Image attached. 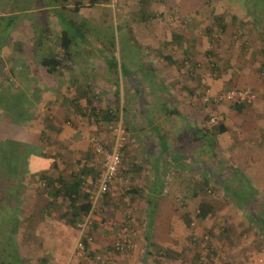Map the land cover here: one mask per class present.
Here are the masks:
<instances>
[{"label":"crops","instance_id":"0c3cea01","mask_svg":"<svg viewBox=\"0 0 264 264\" xmlns=\"http://www.w3.org/2000/svg\"><path fill=\"white\" fill-rule=\"evenodd\" d=\"M165 1L166 6L160 7V10H165L169 14L176 12V16L190 18L189 29H181L182 27L177 29L179 32L183 31L181 40H177L178 37H173V34L170 33L169 38L163 37L166 41L168 40V44H165L164 41L159 42L155 31L148 33L150 26L141 25L137 28L138 23L144 24L150 19L145 16L142 20H135L130 28L124 27V31L129 37H133V42L137 45L134 51L126 53L124 59L121 55L125 62V68L121 63L118 65L117 62L110 61L108 53H104L97 46L81 44L77 48L75 42L71 47L73 57L68 67L48 73L41 66L37 69L36 80L33 78L34 76H29L28 79L27 87L29 88L31 85L35 87V95L31 94L30 96H34L39 101L37 103L41 106L45 105L53 112L48 116L50 120L48 125L37 127L38 135L34 141L28 134H22L18 140L42 147L44 159L49 160L43 169L51 176L61 175L65 179H71L76 173L84 170L87 171L86 174L80 175L83 185L91 183L92 187L102 173L99 156L95 157L87 142L82 140L80 142L77 139L80 127L69 129L66 139L65 137L61 139L62 135L57 137V134L60 133V126L67 129L66 125H60L63 118L71 117L76 122L82 116L92 117L85 112L89 108L86 99L92 97L88 91L98 92L95 95L97 100L93 99L91 106L99 110H105L111 106L116 110L118 118L121 119L124 129L122 175H129L130 184H143L146 186V190L137 194L133 192L126 194L123 192L124 184L118 180L119 185L111 188L101 200V206L107 219L104 221L97 216L99 212H93L92 233L95 231V235L98 234L100 237L109 239L106 235L108 236L111 233L110 230L117 228V225H121L125 219L122 209L125 207L127 199L133 201L140 199L141 202L144 199L147 203V207L144 206V209L147 208L149 221L144 225L145 233L143 239H140L139 245L133 247L131 253L119 256L120 258L111 257L106 264H142V262L147 264L145 259L148 258V254L150 255L152 247L157 250L151 255L152 261L163 256L169 259L171 254L178 258L177 255L185 248L183 240L187 234L181 227L176 229L172 224L173 220L178 217L173 218L172 216L176 205L171 190L166 187L173 185V182L180 184L182 178L187 180L186 176L192 170L198 171L199 177L207 179L208 183L218 179L216 176L210 175L209 171L212 169L207 163L210 160L216 162L220 152L226 157L230 154L234 155L235 160L240 161L238 169L245 171V174L253 179L254 185L261 186V189L264 188V17L257 13L258 11L263 14L264 5L257 7L256 1V3H251L250 6H257L255 9L250 8V15L258 17L248 15V18H243L237 15L227 17V19L226 17L221 19L215 17L212 21V26L214 24L219 28L220 38L211 52L212 73L207 75V81L212 85V89L227 88V85L235 83L238 84V87L249 86L258 94V99L252 106L237 111L229 103L210 106L211 109H209L204 104H200L198 100L191 99V97H195L197 82L195 79L183 80L178 71L180 70L178 64L184 58L197 61L202 56V48H199L196 43L194 44L196 38L193 33L197 31L192 29L200 23L197 15L200 4L198 5L197 1L193 0ZM96 5L98 6L95 4L89 8ZM70 6L72 5L68 4V7ZM59 8V5L41 6L37 10L43 11L46 17L52 15L55 17V25H61ZM139 9L134 11L138 12ZM219 15L222 14L217 16ZM41 22L45 26L46 19H42ZM48 22H50L49 19ZM52 22H50L51 27ZM69 22H74V19L69 18ZM175 26L178 25L175 24ZM13 29L15 28L13 27ZM145 30L147 33H144ZM43 32L47 34L48 31L46 29ZM195 34L198 35V33ZM9 38L11 40L10 35ZM57 41L58 39L55 37L53 48L50 46L48 51L54 52L57 49ZM182 41L185 45L181 44ZM186 43L191 45L187 46ZM38 44L44 48L46 46L45 38L43 37L41 41L37 42ZM19 47L24 49L25 46L21 42ZM141 48L143 51L137 52ZM21 49L19 48V50ZM117 52L119 59L120 50ZM117 66L121 70L120 72ZM198 72L200 73L202 70ZM199 75L201 76V74ZM196 78L199 77L196 76ZM70 92H74L73 95ZM98 101H100L99 104H102L101 108H99ZM209 110L213 111L217 121L223 124L224 132L218 133L217 130H211L203 141L201 131L203 116ZM88 120L94 121L96 125L104 123L97 124L92 118ZM74 124L76 125V123ZM45 130L48 132L46 133ZM44 131L47 135L45 143L40 140L39 136L43 135ZM191 140L196 148L192 152L188 149L187 144ZM206 143L209 146L204 148ZM51 144L52 146H50ZM61 147L62 149L68 148V152H62ZM185 149L187 150L185 151ZM202 156L207 159H203ZM226 159L228 160V158ZM230 162H227L226 167L230 166ZM202 171L207 173L204 174ZM155 186H163L162 191L159 187L157 198H155ZM20 187L22 189L19 197L21 199L19 213L22 215L21 231L25 233L24 231H27L29 227L37 228V232L42 233L43 238L36 245L30 243L22 245L24 247L20 248L23 251H21V257L14 263L79 264L77 258L73 256L75 237L78 231L76 232L75 226L69 221L66 202L61 199L57 202H50L52 197L43 190L44 186L29 175L20 182ZM155 202L157 206L163 202V205L167 207L162 233L157 227V221L154 227L151 222L153 214L156 217L158 215L157 218H159V214L154 213L153 210L154 206L152 205ZM150 208L152 209L150 210ZM32 218H36L37 221L32 223L30 221ZM42 218L48 220L43 222ZM49 218H51L50 221ZM99 224L106 227L101 229ZM65 232H70L71 239L67 246L64 245V253L60 254L58 252L61 251V244L54 242V238L50 239L51 242L46 239L50 237L48 236L50 234ZM98 236L95 237L96 241ZM2 248L4 249V247H0V250ZM14 263L12 258L0 257V264Z\"/></svg>","mask_w":264,"mask_h":264},{"label":"rangeland","instance_id":"374dc122","mask_svg":"<svg viewBox=\"0 0 264 264\" xmlns=\"http://www.w3.org/2000/svg\"><path fill=\"white\" fill-rule=\"evenodd\" d=\"M72 1L74 2L76 0ZM81 1L84 3V6L78 12H71L70 14L69 12H66V16H69L70 19H74V22L62 20L60 23L61 25H55V17L52 15L46 17V14H44L43 11L33 9L32 7H34V4L32 2H29L26 7L28 8L27 13L23 14L19 19L16 18V21L14 20V22H16L14 26L15 29L12 30L11 28L8 32L11 40L0 50V79L3 83V87H0V92L8 95V97H4V110L0 107V136L8 134L11 137L19 139L22 134H28L34 141L36 135H38V131L36 130L37 127H44V125L49 124L50 120H47V117L51 115L53 111L47 109L45 105L41 106V104L37 103L39 101L36 100L34 96H30L31 94L35 95V87L31 85L28 88L27 85L29 84V76H34L33 78L35 79L37 69L41 67L38 61L39 57L42 54H48L52 51H48V49L50 46L53 48L52 44L55 41V37L60 34L61 30L64 29L70 31L75 38L74 40L77 44V48L81 44L86 46L88 44L95 45L102 49L104 53H108L110 61H115L118 65L121 63L123 68H125V62L122 58L124 59L127 52L134 51L137 45L133 42V37H129L124 31V27L128 26L130 28L133 26L132 24L135 20H142L138 18L140 11H134L135 9L140 8L139 0H109L106 3L107 5L103 3L92 8H89L90 6H88L87 0ZM193 1H197L198 5L200 4L199 10H197L200 23L192 29H196L197 31H194L193 33V36L197 39H195L194 44L196 43L199 48H202V56L200 60L197 61L190 58H184L178 64V68L180 69L178 71L183 80H196L197 87L194 92L195 94L193 93L195 97H191V99L195 101L198 100L200 104H204L206 102L202 100V95L207 90L210 93L215 94L228 88L249 87H238V84L231 83V85L226 86L227 88H215L216 90H214L212 89V85L207 81V75H211V68H213L211 65L213 63L211 52L214 50L213 47L215 46V43L218 42L219 38V28L214 24L212 26L213 19H215L218 14H222L226 19L227 17L229 18L237 15L240 17L242 16L243 18L254 16L253 14L250 15V8L255 9L257 5V7L264 5V0ZM255 1L257 2V5L250 6L251 3H256ZM19 5L21 6L22 3H18L17 0H0V36H2V34L6 35L4 32H6V26H8V22H10V16L8 17L6 11L14 10ZM71 5L72 6L70 7H73V4ZM165 6V0H149L147 11L154 16L148 19L144 24H142V22L138 23L137 28L141 25L150 26L148 33L155 31L157 33L156 36L159 38V42L164 41L165 44H168V40L166 41L163 37L169 38L170 33H172L173 37H178L177 40H181L180 37H183V31L179 32L177 29H179V27H182L181 29H189L190 18L187 16H176V12L169 14L168 12H165V10H160V7ZM257 13L259 16L264 17V12L261 14V12L257 11ZM42 19H46L45 26L41 22ZM48 19L50 22L53 21V28L50 25L51 23L48 22ZM175 24L178 26H175ZM46 29L49 33L47 32V34H44L43 31ZM144 33H147V30H145ZM195 33H198V35ZM43 37L45 38L46 46L44 45V48L41 47L37 50V42L40 41V38L42 40ZM21 42L25 46L24 49L23 47L22 49L19 47ZM181 44L185 45L183 41ZM186 44L187 46L191 45L190 43ZM19 48L21 50H19ZM119 50L120 56L118 59L117 51ZM142 51V48L137 50V52L140 53ZM142 67L143 65L141 64V68ZM200 70H202V72L197 73V71ZM118 71H121L119 67ZM199 74H201V76ZM196 76L199 78H196ZM13 91L17 92L10 94ZM71 92L70 94L73 95L74 92ZM88 94L92 96L94 101L97 100L95 97V95L98 94L97 91H88ZM99 103L100 101H98V104ZM36 104L39 105L36 106ZM101 105L102 104H99V108L102 107ZM207 105L210 108L211 104L207 103ZM214 106L216 105H212L211 107ZM85 112L89 113L88 110ZM71 115L74 116V114ZM205 115L206 113H204V116ZM214 117L216 118V114H214ZM30 118L31 121L29 122ZM87 118L91 119V117L82 116L80 119L78 118L79 121L74 122V119L72 120L71 117H66V119L63 118L60 125H66L67 129H63V127L60 126V133L57 134V137L58 135H62L61 139L64 137L66 139L69 129L80 127L77 132L80 133L79 136H77V139H79L80 142L81 140L87 142L91 148L90 139L95 137L105 146H110L114 138L113 127L115 122L96 125L94 121H90ZM74 123H76V125ZM45 131L43 132V135H39L41 137L40 140L44 143L46 142V133L48 132L46 131L45 133ZM187 144L188 149L191 152L196 150L192 140L188 141ZM50 146H52V144ZM207 146H209L208 143L203 147L206 148ZM212 146H214V144H212ZM186 150L187 149H185V151ZM61 151L66 153L68 152V148L62 149L61 147ZM95 157H97V155H95ZM98 158L101 161V158ZM226 158H228V160ZM203 159L206 160L207 158L204 156ZM235 159L236 157L232 154L226 157V155L224 156L220 152L219 158L215 160L216 162L210 160L207 163L212 169L209 171L210 175L216 176L218 179L210 181L207 186L203 187L202 190H199L196 195H192L191 193L194 188L193 182H201L203 178L201 179L198 171L194 172L195 170H192L191 173L187 174V180L182 178L179 182L180 184L173 182V185L166 187L168 190H171L176 205V209H173L175 212L172 216L173 218L176 216L178 217L175 218L176 220H173L172 218V224H174L176 229L181 227L184 230V233L187 234V238L185 237L183 240L185 248H183L182 252L177 255L178 258L171 256V254L170 257H168L169 259H167L166 256H163L164 258L158 257L155 261H152L151 255L152 253H156L154 251H157L156 248L152 247L149 252L150 255L148 254V258L145 256L147 264H264L263 230L259 221L256 219L258 215L264 214V188L258 190V192L254 194V191L252 192L251 189L246 186L248 185V182H245L239 177V175H243L245 171L238 169L240 161L237 162ZM227 162H230L229 167H226L228 165ZM122 173L123 170L121 168L116 181L117 184L115 183L111 188L118 186L119 182H121L124 184L125 189L123 188V192H125L131 185V179L129 175H122ZM203 173L206 174L207 172L205 171ZM1 179L0 247L6 249L3 252L1 251L3 256H7L10 259L12 258L14 263L17 258L19 259L21 257V246L27 245L26 243L36 245L39 240H42L43 234L37 232V228L33 229L30 227L27 231H24L25 233H22L21 231L20 222L22 221V215L19 213L21 208V199L19 197L22 189L19 186V183L24 180V178L22 179L17 175L14 178V181L11 182L5 178ZM125 180L127 182H124ZM226 184L228 188L232 187L234 190L236 188L241 190L243 199L246 198L247 200L246 204L238 201L237 196L229 193L225 187ZM84 187L89 190L91 183L84 185ZM159 187H161L160 191L163 190V186H155V198L158 197ZM137 188L142 189V191L146 190V186H143V184L137 185ZM250 200H253L252 203ZM125 202V207L122 209L125 214V219L122 221L121 225H117V228L110 230L111 233H109L108 236L106 235L109 239L103 238L102 236L100 237L98 234L95 235V231H93L92 241L89 243L90 249L88 248L84 255L73 253V256L79 261V264H106L110 261L111 257H122L124 256L122 254L131 253L133 249L139 245V241L140 239H143L145 233V230L143 229L145 228L144 225L149 221L147 208L144 209V206L147 207V203L144 199L142 202L140 199L138 201L127 199ZM200 203H206L208 206H211V211L205 218L197 217ZM152 206L155 207H153L154 213L159 214V218H157V214V217L155 214L152 215V225L154 227L155 222L157 221V227L162 233L163 221L165 222L166 219L164 214L167 213L165 211L167 207L166 205H163V202L160 203L159 206H157V203L155 202ZM13 208L18 209L19 211H15L14 213L11 210ZM53 209L56 211L55 208ZM151 209L152 208H150V210ZM103 210L104 209L100 203L99 207L96 209V211L99 212L97 213V216L105 221L107 216ZM12 215H15L16 217ZM7 216L9 218H17L12 219V223H10L9 226L10 229L17 227L14 238L11 236V240H9V234L7 233L10 229H5L3 224V221ZM186 217L190 221L189 225L185 222ZM51 218H49V221ZM47 220V218H42L43 222H46ZM30 221L35 223L37 219L32 218ZM31 222L29 223L30 225L32 224ZM99 225L101 229L106 227L105 225ZM124 227H126V231L124 230ZM125 234L134 244V248L124 251L116 250L115 243ZM48 236L50 237L46 239L47 241L51 242L50 239L54 238V242L61 244V251L58 253H64V248L71 239L70 232L62 234L54 233ZM96 236L100 238L97 237V241L95 240ZM76 239L77 235L75 241ZM8 253L11 254V257L8 256ZM49 253L51 255V252ZM142 264L145 263L142 262Z\"/></svg>","mask_w":264,"mask_h":264},{"label":"trees","instance_id":"16d2710c","mask_svg":"<svg viewBox=\"0 0 264 264\" xmlns=\"http://www.w3.org/2000/svg\"><path fill=\"white\" fill-rule=\"evenodd\" d=\"M16 1V0H15ZM18 3H22V5L18 6L14 10H7L8 17L10 16V22H8V26L6 29V32H4L6 35L2 34L0 36V50L2 47L7 44V42H10L9 38V29L13 28L16 24L14 20L16 21V18L19 19L23 14L27 13L29 2H32L34 4L33 9H37L41 6H55L59 5V13L61 19L64 21L68 20L69 17L66 16V12H78L83 6L84 3L81 0H17ZM109 0H87L88 6H93L95 4L99 3H107ZM149 0H139L140 4V13L138 18L143 19L145 16H148V18H152L154 15L150 12L147 11V5H148ZM68 4H73V7H68ZM4 10V9H3ZM5 11V10H4ZM223 15L217 16V19L223 18ZM57 44L58 47L54 52H50L48 54H42L39 58V62L42 67L46 69L48 73H53L57 71L58 69H63L69 66V63L72 60V51L71 47L74 45L75 40L74 36L70 33L69 30H62L59 35H57ZM41 41V38H40ZM38 48H41V45H37ZM186 60V59H185ZM0 87H3V83L0 79ZM254 90V89H253ZM17 92V91H15ZM14 91L10 94L15 93ZM8 97V95L4 94L3 92H0V107L3 109L5 108V100L4 97ZM87 105L89 106L88 112L86 113L89 116H92L91 118L95 120V122L101 123H110V122H115L118 119V115H116V110L111 108L109 106L105 110H99L96 107L91 106L93 103V98L92 97H87L86 99ZM32 105V104H31ZM207 108L209 106L207 103H204ZM237 111H242L243 108L245 107L244 105H238V104H232ZM30 106V104H29ZM212 106V105H211ZM211 109V108H209ZM4 110V109H3ZM27 113V112H26ZM85 114V113H83ZM214 116L213 111H210L206 113V115L203 118V126L201 128L202 131V139L203 141L206 139L208 134L210 133L211 130H214L219 133L224 132V126L222 123H219L217 121V117L215 118V122H211L210 119L211 117ZM47 120L49 118L47 117ZM44 151L42 147L37 146L32 143H26L22 142L18 139H15L8 134L6 135H1L0 136V179L5 178L7 180L14 181V178L18 175L20 178H26L28 175L30 177H34V180L38 183H41L43 187V190L47 192L52 199L50 202H57L58 200H64L66 202V209L69 214V221L73 226H75L76 232V221L79 220L81 215L87 213L90 210L91 204L88 201V195L89 192L87 189H85L83 185V180L81 179L80 175L81 174H86L87 171H80L79 173H76L71 179H65L61 175H58L56 177L51 176L50 174L47 173L44 167L47 166L49 160L44 159ZM240 173V172H239ZM241 179H243L245 182H248L246 185L251 189V191L255 194L258 192V190H261V186L254 185L252 182V178L245 173L243 175H239ZM1 179V180H2ZM207 179H203L201 182H194L193 185V193L192 195H196L199 190H202L203 187L207 186ZM20 186V183H19ZM226 189L229 191V193L237 196L238 201H241L243 204H246L247 200L246 198L243 199L242 197V191L238 190L237 188L234 190L232 187H227L226 184ZM85 190V191H84ZM142 189L137 188V185L131 184L129 188L125 191L126 194L130 193H140ZM254 200V199H253ZM253 200H250L251 203ZM150 204V201H149ZM12 212L15 213V211H19L18 209H11ZM211 211V206H208L206 203H200L199 204V213L198 216L199 218H205L208 213ZM5 214V213H4ZM16 217L15 215H12ZM12 219H17V218H9L8 216L5 218L3 221V224L5 226V229H10V223H12ZM257 221H259L261 228L263 230V239H264V214L263 215H258L256 217ZM186 224L189 225L190 221L186 217L185 219ZM16 222V221H15ZM75 223V224H74ZM16 228H11L9 231H7L8 238L11 240V236L14 238V234L16 232ZM77 235V233H76ZM84 247L86 250H88L89 243L86 241V238L82 240ZM6 249H1L0 250V257L3 256V251ZM2 251V252H1ZM8 256L11 257V254L8 253ZM18 259V258H17ZM15 264V263H14Z\"/></svg>","mask_w":264,"mask_h":264},{"label":"built area","instance_id":"2783aa9c","mask_svg":"<svg viewBox=\"0 0 264 264\" xmlns=\"http://www.w3.org/2000/svg\"><path fill=\"white\" fill-rule=\"evenodd\" d=\"M258 99V94L255 90L247 88H228L215 94L210 93L208 90L202 95V100L211 105H218L220 103L238 104L244 106H251ZM120 118L115 121L113 127L114 138L110 146H105L95 137L90 139L91 148L95 155L101 158L102 173L88 190V201L91 204L90 210L81 215L79 220L76 221L77 239L74 245V253L77 255H84L86 249L83 244V239L90 243L92 241V223L93 212L99 207L102 198L116 183L122 168V147L124 141V131L120 122ZM215 122L214 116L210 119ZM124 182H127L126 180ZM126 231V227H124ZM134 244L125 234L119 241L115 243V249L119 251L130 250Z\"/></svg>","mask_w":264,"mask_h":264}]
</instances>
